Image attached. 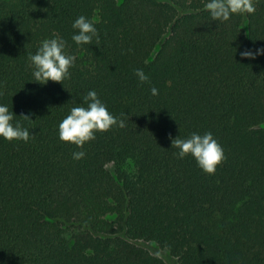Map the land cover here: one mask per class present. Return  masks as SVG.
Returning <instances> with one entry per match:
<instances>
[{
	"label": "trees",
	"instance_id": "trees-1",
	"mask_svg": "<svg viewBox=\"0 0 264 264\" xmlns=\"http://www.w3.org/2000/svg\"><path fill=\"white\" fill-rule=\"evenodd\" d=\"M205 2L0 0V103L33 135L0 138V264H165L138 240L178 264H264V54L240 55L264 50V0L228 21ZM80 15L98 42L72 41ZM57 34L75 64L41 85L29 55ZM90 90L125 126L78 148L58 125ZM209 131L211 175L171 147Z\"/></svg>",
	"mask_w": 264,
	"mask_h": 264
},
{
	"label": "clouds",
	"instance_id": "clouds-1",
	"mask_svg": "<svg viewBox=\"0 0 264 264\" xmlns=\"http://www.w3.org/2000/svg\"><path fill=\"white\" fill-rule=\"evenodd\" d=\"M204 9L209 12L213 21H228L234 14H253L255 12L254 0H206ZM98 20L89 19L84 15L77 17L73 23L74 31L71 39L76 45H90L93 40L99 41ZM264 54V50L241 52L242 58L251 59L255 55ZM76 57L66 52V41L58 34L53 38L44 39L35 54L29 55L34 80L41 85L48 81L62 83L70 77V69L75 64ZM135 76L143 84L149 77L143 69H136ZM152 95H157L155 87L150 89ZM77 104L76 101H73ZM86 105V106H83ZM83 105L74 106L58 125V135L62 142H67L82 148L89 141L96 139L97 132H106L113 126L123 128L125 122L111 114L95 90L88 91L84 97ZM25 120H31L30 114L21 115ZM16 115L7 104L0 103V138L6 141H22L27 143L32 134L29 128L19 122L13 123ZM171 147L177 149L176 156L184 159L190 156L196 165L206 174H214L218 165L225 159L224 151L212 132L200 134L191 133L188 137H175ZM85 156L83 151L73 152L75 160Z\"/></svg>",
	"mask_w": 264,
	"mask_h": 264
},
{
	"label": "rangeland",
	"instance_id": "rangeland-1",
	"mask_svg": "<svg viewBox=\"0 0 264 264\" xmlns=\"http://www.w3.org/2000/svg\"><path fill=\"white\" fill-rule=\"evenodd\" d=\"M107 169L113 174L114 168L111 164L107 166ZM134 243L139 247H142L145 250H147L150 254L159 257L161 260L165 262V264H178V261L175 257L171 256L167 251L159 248L153 242L138 240V241H134Z\"/></svg>",
	"mask_w": 264,
	"mask_h": 264
}]
</instances>
